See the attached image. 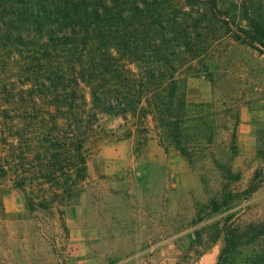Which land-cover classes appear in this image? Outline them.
I'll return each instance as SVG.
<instances>
[{
    "label": "rangeland",
    "instance_id": "rangeland-1",
    "mask_svg": "<svg viewBox=\"0 0 264 264\" xmlns=\"http://www.w3.org/2000/svg\"><path fill=\"white\" fill-rule=\"evenodd\" d=\"M192 2H169L197 17L187 20L198 34L184 64L182 149L160 142L152 115H100L83 144L86 179L66 203L56 180L33 174L46 161L28 123L42 126L49 116H26L29 85L1 47L0 129H8L0 133V264H218L226 223L264 222V53L238 30L247 9L264 12V0H220V11ZM59 168L51 165L57 175ZM80 209L101 225L81 251ZM240 250L231 264L264 253V234Z\"/></svg>",
    "mask_w": 264,
    "mask_h": 264
},
{
    "label": "trees",
    "instance_id": "trees-1",
    "mask_svg": "<svg viewBox=\"0 0 264 264\" xmlns=\"http://www.w3.org/2000/svg\"><path fill=\"white\" fill-rule=\"evenodd\" d=\"M170 1L0 0V49L9 47L13 73L29 85L33 101L24 113L31 119L49 116L45 125L28 123L43 147L36 154L46 161L45 168L33 174L56 180L62 203L86 179L83 144L100 115H152L160 142L182 149L184 64L187 47L198 34L187 20L197 17L186 11L179 15ZM193 1L213 11L221 9L220 0ZM246 12L248 22L238 26L243 35L239 39L264 53V12ZM13 107L17 116L22 114ZM6 129L3 126L0 133ZM70 162H75L74 170L62 168ZM51 163L59 165V175ZM257 175L249 192L258 189ZM27 202L35 207L32 200ZM223 230L218 264H231L243 246L264 234V222L226 223ZM243 264H264V253L250 255Z\"/></svg>",
    "mask_w": 264,
    "mask_h": 264
},
{
    "label": "crops",
    "instance_id": "crops-1",
    "mask_svg": "<svg viewBox=\"0 0 264 264\" xmlns=\"http://www.w3.org/2000/svg\"><path fill=\"white\" fill-rule=\"evenodd\" d=\"M78 215V216H77ZM75 218L74 226L76 228V238L80 251L87 246L90 241L97 240V236L101 235V225L96 214L91 215V212L80 209Z\"/></svg>",
    "mask_w": 264,
    "mask_h": 264
}]
</instances>
